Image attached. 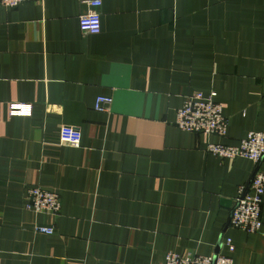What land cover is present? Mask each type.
Here are the masks:
<instances>
[{
  "label": "crops",
  "instance_id": "0c3cea01",
  "mask_svg": "<svg viewBox=\"0 0 264 264\" xmlns=\"http://www.w3.org/2000/svg\"><path fill=\"white\" fill-rule=\"evenodd\" d=\"M89 1L0 7V264H164L169 251L264 264V202L261 231L229 224L254 163L208 151L264 131V0H101L98 34L80 28ZM195 91H216L225 137L175 124ZM33 186L59 193V215L26 208Z\"/></svg>",
  "mask_w": 264,
  "mask_h": 264
},
{
  "label": "built area",
  "instance_id": "2783aa9c",
  "mask_svg": "<svg viewBox=\"0 0 264 264\" xmlns=\"http://www.w3.org/2000/svg\"><path fill=\"white\" fill-rule=\"evenodd\" d=\"M41 0H0V7H17L25 2ZM101 0H90V8L79 17L82 31L98 34L102 30V16L99 10ZM216 91L205 94L195 91L185 97L183 105L178 109L175 124L182 130L207 135L225 137L228 132V118L225 116L222 104L217 100ZM113 97L101 94L97 97L95 109L102 112L110 110ZM11 115H30L32 107L13 103L10 106ZM62 143L70 146H80L81 133L71 126H64L60 131ZM208 151L219 158L236 159L245 157L253 161L254 170L251 181L238 189L235 205L231 210L229 224L249 233L261 231L263 226L262 206L264 202V131L252 130L236 145L221 142H210ZM26 208L36 213L59 215L62 201L57 191L33 186L27 189ZM40 233L52 234L54 226H37ZM230 251H234L232 239L227 240ZM164 264H234L231 255L218 253L215 255H191L169 251L165 255Z\"/></svg>",
  "mask_w": 264,
  "mask_h": 264
}]
</instances>
